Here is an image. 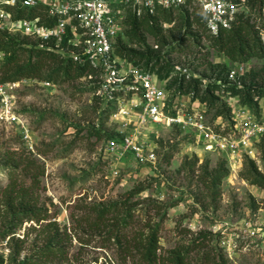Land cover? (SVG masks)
<instances>
[{"label": "rangeland", "instance_id": "374dc122", "mask_svg": "<svg viewBox=\"0 0 264 264\" xmlns=\"http://www.w3.org/2000/svg\"><path fill=\"white\" fill-rule=\"evenodd\" d=\"M186 9L194 11V7H176L173 22L164 24L176 40L162 50L159 64L147 67L146 60L141 64L153 69L157 79L170 88L171 104L184 110L191 102L188 94L177 90L182 74L205 81L226 80L223 66L217 72L213 66L231 64L226 54L211 46L203 28L186 26ZM12 10L18 15V9ZM121 10L127 40L125 31L135 9L123 6ZM2 32L18 40L26 37L29 47L45 44L30 35ZM195 33L202 34V39L194 38ZM65 40L68 53L80 50L71 32ZM135 45L145 52L149 46L158 54L152 36L147 46ZM1 53L5 56L0 51V75ZM262 65L254 58L246 69ZM58 68V62L50 61L42 76L22 78L7 87L13 110L32 131L34 149L22 138L17 124L1 118L0 100V199L15 169L16 187L27 193L23 200L44 215L41 221L19 222L0 211V231L10 234L0 236V264H141V236L156 226L158 253L163 257L207 231L212 234L206 246L191 251L190 264H200L203 252L214 246L229 264H264V187L253 182L255 175L264 176V140L256 143L255 158L245 154L234 165L228 154L205 150L191 132L149 123L145 137L154 143L156 161L139 163L127 157L119 175L113 176L101 148L109 135H117L123 127L121 118L112 109H104L98 96L101 77L65 75ZM47 81L50 86L45 85ZM219 93L224 98L222 89ZM205 113L210 124L219 125L215 107L205 105ZM232 115V109L230 119L222 115L228 127ZM259 117H264V99ZM33 160L44 169L37 179L26 168ZM108 206L110 210L98 218L99 211ZM49 243L55 247L53 253L42 255Z\"/></svg>", "mask_w": 264, "mask_h": 264}, {"label": "built area", "instance_id": "2783aa9c", "mask_svg": "<svg viewBox=\"0 0 264 264\" xmlns=\"http://www.w3.org/2000/svg\"><path fill=\"white\" fill-rule=\"evenodd\" d=\"M39 6L46 7L49 17L56 19L54 24L44 23L39 16L18 17L12 10ZM123 6L133 7L139 15L144 10L154 14L157 8L197 6L210 34L229 28L245 9L233 0H0V31L30 35L43 42L52 41L64 54L68 51L62 45L71 32L80 50L68 54L81 62L88 58L99 66L98 96L104 108L112 109L114 116L121 118L123 127L117 135L107 138L101 148L113 176L119 175V167L127 157L139 163L156 161L154 143L145 137L150 129L149 123L166 124L191 132L205 150L228 154L234 165L245 154L255 158L256 143L264 140V117L260 118L254 108L243 105L238 96L229 94L223 100L232 109L233 121L228 127L220 116L219 125L214 126L208 122L204 102L192 100L188 94L189 109L178 108L171 104L170 88L160 82L155 73L116 53L115 43L124 35ZM1 57H4L3 53ZM261 62L264 65V57ZM246 65L231 61L229 79L232 83L238 79L237 84L241 86L240 77L246 73ZM16 84L15 81H0L1 118L17 124L22 138L34 149L32 131L13 110L7 91V87ZM45 85L50 86L51 82L47 81Z\"/></svg>", "mask_w": 264, "mask_h": 264}, {"label": "trees", "instance_id": "16d2710c", "mask_svg": "<svg viewBox=\"0 0 264 264\" xmlns=\"http://www.w3.org/2000/svg\"><path fill=\"white\" fill-rule=\"evenodd\" d=\"M233 1L239 6H244L245 9L236 16L235 21L229 28H221L217 34L208 33L204 25V16L197 6H192L194 7L193 12H190L189 9L185 10V24L190 29L196 25L199 28H203L204 34L207 35L206 37L211 46L218 52L226 54L230 62L249 63L254 58L261 60L264 57V0ZM172 9L174 8H157L154 14L144 10L140 15L135 10V14L130 16L131 19L128 22L129 28L125 31L127 40L123 36H120L115 43L116 53L136 65H141L146 60L147 67H150L152 62H155L157 66L161 60L162 50L176 40L173 32L167 33L164 25L166 23H172L175 19ZM25 10L24 8H18L17 16H27L30 18L39 16L46 24H54L56 21L55 18L49 17L47 9L44 6L30 9L28 15H25ZM148 36H152L155 39L158 48L156 52L158 54L152 52L154 49L147 46ZM194 38L202 39V34L195 33ZM44 43L42 47H37V45L29 47L30 42L26 37L23 40H18L14 35L2 32L0 35V51L5 52V56L1 66L0 81L9 82L18 81L27 77H40L50 61L58 62V72H63L65 75L74 74L75 77L99 75L101 77V69L99 66L92 63L88 58L84 62H81L69 54L62 53L54 42L47 41ZM23 44H25V47H22ZM66 44L67 40H65L62 47ZM135 44L147 46V52L138 49ZM24 52H28L25 59L22 57ZM222 66L224 72L227 71L228 73V79L223 80L221 77H213L205 81L202 77L199 78L182 74L177 83L178 92L191 94L193 100H200L207 106L215 107L216 116L223 115L230 119L231 108L222 100L223 97L219 93L222 89L224 97L229 94L238 96L240 103L249 105L260 114V100L264 98V65L259 68L252 67L247 70L240 77L241 86L237 84L238 79L234 83L229 79L230 65H214L213 67L217 72ZM163 68L164 66L160 68L159 72ZM145 69L154 73L151 68ZM249 78H252V81H249ZM97 87H99V84ZM109 137H113V135H109ZM252 163L253 167L256 168L255 162L252 161ZM37 166L34 160L26 164V168L30 170L31 175L35 179L44 173V169H39ZM10 174L13 180L0 199V211L4 210L5 213H8L10 216L12 215L13 219L16 218L19 222L31 220L41 221L44 219V215L35 206L31 205L30 201L23 200V197L27 193H21V190L16 187L14 178L16 174L15 169ZM221 176L219 175V177ZM253 180V182L264 187V176L255 175ZM110 207H103L99 211L98 218L105 216L107 211L110 210ZM211 234V232L207 231L201 232L193 239L190 245L178 246L171 251L168 257H163L162 254L158 253L160 248L159 227L150 228L149 233L145 237H143L144 235L141 236L142 249L140 251V260L146 264H190L189 257L191 251L194 248L206 246V241ZM9 235L6 230L0 231L1 237L6 238ZM54 248L49 243L42 249L41 254H51ZM200 264H229V260L225 257L222 250L214 246L203 252Z\"/></svg>", "mask_w": 264, "mask_h": 264}]
</instances>
